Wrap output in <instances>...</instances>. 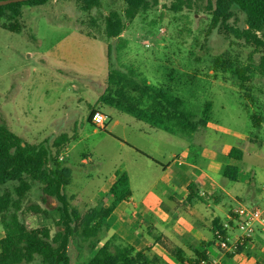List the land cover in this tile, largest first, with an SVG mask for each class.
<instances>
[{"label": "rangeland", "instance_id": "1", "mask_svg": "<svg viewBox=\"0 0 264 264\" xmlns=\"http://www.w3.org/2000/svg\"><path fill=\"white\" fill-rule=\"evenodd\" d=\"M178 1L158 0L150 10L129 21L124 16V0H100V6L88 10L79 0H49L44 5L20 8L18 32L5 27L14 19L5 15L0 21L1 123L30 144L48 141L52 145L61 135L69 137L57 158L71 170L66 191L72 205L81 211L95 206L93 197L103 190L114 171L134 163L131 155L135 151L125 146L124 140L148 148L147 141L132 129L141 122L100 101L108 91V75L116 70L171 89L195 114L212 101L211 117L223 129L216 146H236V138L230 133L255 138L258 143L250 144L247 164L257 188L264 186V75L256 68L261 50L220 26L209 32L207 7L215 0H181V10H172ZM114 12L122 18L124 28L119 36L110 38L106 23ZM246 21L245 13L237 11L227 24L244 29ZM258 36L263 33L258 32ZM222 53L238 57L253 69L248 88L239 89L227 74H213L211 57ZM96 109L108 115L106 129L89 122ZM154 131L162 139L157 138L162 162L170 160L172 150L187 144L191 156L197 154L195 134ZM132 170L137 174V178L133 174V182L139 190L147 186L148 178L158 174L137 166ZM14 185L0 186V195L5 188L13 190ZM42 197L39 186H33L24 201L23 216L31 227L47 224L54 234L59 218L53 208L56 202L44 203ZM30 203L41 205L48 215L30 212ZM230 203L240 207L235 201ZM106 240L107 234L100 246ZM147 252L160 254L165 264L176 263L158 247ZM71 253L75 264L85 263L93 255L79 238L74 240ZM189 254L193 255L192 250ZM32 264H40V259Z\"/></svg>", "mask_w": 264, "mask_h": 264}, {"label": "trees", "instance_id": "2", "mask_svg": "<svg viewBox=\"0 0 264 264\" xmlns=\"http://www.w3.org/2000/svg\"><path fill=\"white\" fill-rule=\"evenodd\" d=\"M48 1L29 0L0 6V21L5 15L14 19V23L5 27L18 32L21 29L17 21L20 8L24 5H44ZM124 2V16L131 21L141 12L150 10L158 0ZM79 3L84 10L100 6V0H79ZM181 8V0L171 6L174 11H180ZM207 11L211 18L209 32L220 26L234 38L261 50L262 55L256 68L264 75V0H215L214 4L208 5ZM237 11L246 15L247 27L244 29L227 24ZM123 28L122 18L117 13H112L106 23L107 36H119ZM258 32L263 33V36H258ZM210 62L214 75L227 74L239 89L248 88L247 84L253 71L250 65L228 53L212 56ZM107 84L108 91L100 97L104 105L112 106L152 128L189 136L205 128L211 120L212 101L206 102L200 112L195 114L188 103L171 89L151 85L144 78L137 80L131 74L118 70L110 72ZM95 111L99 110L91 112L90 123ZM67 142L69 137L61 135L52 145L48 141L30 144L0 120V186L10 182L16 183L13 190L5 188L0 195V225L5 234L0 240V264H32L38 259L40 264H75L71 247L77 238L87 243L88 249L93 252L87 262L77 264H165L161 256L146 253L148 248L139 250L122 241L117 235H112L100 246L102 236L108 235L109 216L119 203L129 200L132 196L129 175L122 169L116 170L117 179L109 190L113 198L109 205L96 204L86 210L77 209L72 205L66 191L72 177L71 170L62 166L57 158ZM241 156L242 153L237 148H232L229 153V157L233 159H240ZM221 172L230 181H237L239 168L225 165ZM35 185L41 189L44 203L56 202L53 208L59 218L54 234L47 224L31 227L23 216L26 208L24 201ZM188 190L189 202L203 199L198 190L196 192V183H191ZM27 209L34 214L48 215L47 210L37 203H30ZM222 229L220 225L215 227V230ZM222 233L226 236V231L223 230ZM154 241L179 264H201L209 258L206 248L211 243H202L203 249H194L193 255L189 256L183 248L173 244L164 235L156 236Z\"/></svg>", "mask_w": 264, "mask_h": 264}, {"label": "crops", "instance_id": "3", "mask_svg": "<svg viewBox=\"0 0 264 264\" xmlns=\"http://www.w3.org/2000/svg\"><path fill=\"white\" fill-rule=\"evenodd\" d=\"M105 115L108 119V115L106 113ZM141 123L134 124L132 129L147 141L148 148L124 140L123 144L135 151V155H131L134 163L119 168L129 175L132 196L129 200L119 203L109 216L107 239L117 235L122 241L139 250L158 247L165 252L154 241L156 236L164 235L173 244L183 248L189 256L191 250H202V243H211L206 252L213 264H264V223L257 224L254 236L238 243L236 247L232 245L239 233L236 230L226 231L231 237V246L228 250L219 248L215 238L216 225L223 227L225 224H234V211L237 208L231 206L230 202L235 201L240 207L259 208L264 211L262 192L264 186L261 189L257 188L247 164L251 156L250 144L258 143L257 140L245 134L230 133V136L236 138V146L225 144L216 146L215 143L223 135V129L214 123L211 117L205 128L193 133L197 136L195 139L197 154L191 156V147L187 144L181 150L176 152L172 150L168 154L170 160L162 162V156L159 158L158 154L159 135L155 133L156 129ZM159 139L162 140L160 136ZM232 148L241 151L240 159L229 157ZM136 149L150 158L140 154ZM131 165L158 174L148 178L147 186L139 190L140 187H136L133 182V174L136 178L137 174L133 173ZM225 165L239 168L237 181H230L222 175L221 171ZM116 179L114 171L103 190L93 197L96 198L95 205L107 206L112 202L109 190ZM193 182L196 183V192L198 190L203 199L189 202L188 186ZM4 235L0 225V240ZM165 254L169 256L166 252ZM157 255L161 256L158 253ZM173 264L179 263L176 260Z\"/></svg>", "mask_w": 264, "mask_h": 264}, {"label": "built area", "instance_id": "4", "mask_svg": "<svg viewBox=\"0 0 264 264\" xmlns=\"http://www.w3.org/2000/svg\"><path fill=\"white\" fill-rule=\"evenodd\" d=\"M106 121L107 117L101 111H95L91 117V124L97 128H104ZM234 214V224H225L222 230H216L215 233L218 246L223 250H228L231 246V237L227 233L224 236L222 233L223 230H236L239 233L232 245L236 247L238 243L249 240L254 236L257 224L264 223V211L259 208L241 206L234 211ZM201 264H213V262L208 258L207 261H202Z\"/></svg>", "mask_w": 264, "mask_h": 264}, {"label": "water", "instance_id": "5", "mask_svg": "<svg viewBox=\"0 0 264 264\" xmlns=\"http://www.w3.org/2000/svg\"><path fill=\"white\" fill-rule=\"evenodd\" d=\"M29 0H0V6L12 4V3H18V2H25Z\"/></svg>", "mask_w": 264, "mask_h": 264}]
</instances>
